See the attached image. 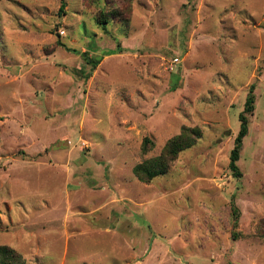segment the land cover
Listing matches in <instances>:
<instances>
[{"label": "rangeland", "instance_id": "obj_1", "mask_svg": "<svg viewBox=\"0 0 264 264\" xmlns=\"http://www.w3.org/2000/svg\"><path fill=\"white\" fill-rule=\"evenodd\" d=\"M130 1L0 0V245L22 264H264V0ZM183 125L200 138L134 177Z\"/></svg>", "mask_w": 264, "mask_h": 264}, {"label": "trees", "instance_id": "obj_2", "mask_svg": "<svg viewBox=\"0 0 264 264\" xmlns=\"http://www.w3.org/2000/svg\"><path fill=\"white\" fill-rule=\"evenodd\" d=\"M97 1V0H96ZM106 2H110L111 0H105ZM127 4H131L130 0H125ZM89 2L94 3L95 0H89ZM65 7V3L61 0V4L59 7V12H63ZM120 9L116 8L108 13L100 10L97 17L96 23L101 25L104 30H106V24L110 20V18H121L124 17L121 15ZM125 20V19H124ZM59 45L63 46L69 52H77L76 49L67 47L65 44L58 42ZM85 63L90 65L89 72L86 74V77L89 78L91 76L92 71L95 70L99 62L100 58L90 57L87 53L83 55ZM252 86L250 87V91L244 101L243 110L238 114L239 119V129L234 138V145L229 154V169L233 172L234 176H240L241 172L237 166V161L239 159L240 150L243 143V138L248 133V115L253 111V103L254 97L252 94ZM201 131L196 126H185L183 125L180 128L179 133L170 137L166 143L164 144L160 154L142 160L141 162L134 165L132 168V175L136 177L139 181L148 182L155 177L164 175L170 168L171 163L177 158L179 153L190 146H192L195 141L200 138ZM149 146H152V142L148 137H145L142 140V150L146 151ZM231 214L233 218V228L237 227L238 217H239V209L235 206V204L231 203ZM234 232L231 234L234 239L236 236ZM237 235V234H236ZM22 258L19 253H17L13 248L0 245V264H22Z\"/></svg>", "mask_w": 264, "mask_h": 264}, {"label": "built area", "instance_id": "obj_3", "mask_svg": "<svg viewBox=\"0 0 264 264\" xmlns=\"http://www.w3.org/2000/svg\"><path fill=\"white\" fill-rule=\"evenodd\" d=\"M179 61V59L177 58V57H175V58H173V60H172V64H175V63H177Z\"/></svg>", "mask_w": 264, "mask_h": 264}]
</instances>
